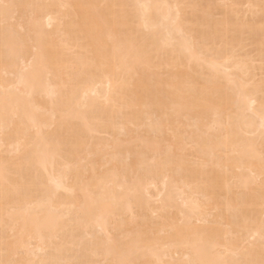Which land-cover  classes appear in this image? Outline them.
Listing matches in <instances>:
<instances>
[{
  "label": "bare ground",
  "instance_id": "obj_1",
  "mask_svg": "<svg viewBox=\"0 0 264 264\" xmlns=\"http://www.w3.org/2000/svg\"><path fill=\"white\" fill-rule=\"evenodd\" d=\"M258 75L264 0H0V264H264Z\"/></svg>",
  "mask_w": 264,
  "mask_h": 264
},
{
  "label": "rangeland",
  "instance_id": "obj_2",
  "mask_svg": "<svg viewBox=\"0 0 264 264\" xmlns=\"http://www.w3.org/2000/svg\"><path fill=\"white\" fill-rule=\"evenodd\" d=\"M217 1H218V0H217ZM217 16H218V14H217ZM245 16H246V15H245ZM245 16H244V18H246ZM248 16H249V18H251L250 15H248ZM248 16H247V17H248ZM215 17H216V16H215ZM247 19H248V18H246V20H247ZM246 20L244 19V21H246ZM248 21H249V20H247V22H248ZM247 49H248V50H247ZM247 49H246V50L244 49L243 52H244V53H245V52L251 53V52L249 51L250 48L247 47ZM251 54H252V53H251ZM249 55H250V54H249ZM256 62L258 63V61H256ZM256 62H255V63H256ZM257 63H256V64H257ZM205 77H206V76H205ZM256 77L258 78L259 75L256 76ZM261 77L263 78L264 76L260 75L259 78H261ZM201 78H203V77L201 76ZM259 78H258V79H259ZM255 79H256V78H255ZM250 116H251V119H252V118H253V119L255 118L254 115H253V117H252V115L249 114V117H250ZM253 119H252V120H253ZM256 120H257V119H256ZM255 123H256V122H255ZM188 129H190V128H188ZM190 130H191V129H190ZM190 130H189V131H190ZM187 131H188V130H187ZM248 135H249V134H248ZM253 136H254V135H251V136H246V135H245L244 137H245V138H248V139L250 138V140H251V138H253ZM257 138L259 139L258 136H255V137L253 138V140H255L256 142H258V140H256ZM259 141H261V139H260ZM234 189H235V188H234ZM238 192L241 193L239 190H237V194H238ZM172 209H173V208H172ZM169 211H170V209H169ZM173 211H174V210H173ZM173 211H172V212H173ZM170 212H171V211H170ZM175 212H176V211H175ZM213 213H214V212H213ZM172 215H173V214H172ZM174 215H176V213H175ZM192 222L194 223V221H192ZM199 223H200V222H197L198 225H199ZM208 224H209V223H208ZM233 238H234V236H233ZM231 239H232V238H231ZM174 255H177V254H174ZM177 256H178V255H177ZM177 256H175V257H177ZM175 257H173V258H175ZM175 259H176V258H175Z\"/></svg>",
  "mask_w": 264,
  "mask_h": 264
}]
</instances>
